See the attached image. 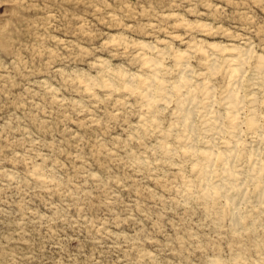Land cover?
<instances>
[{
	"label": "rangeland",
	"instance_id": "1",
	"mask_svg": "<svg viewBox=\"0 0 264 264\" xmlns=\"http://www.w3.org/2000/svg\"><path fill=\"white\" fill-rule=\"evenodd\" d=\"M256 158L264 0H0V264H264Z\"/></svg>",
	"mask_w": 264,
	"mask_h": 264
},
{
	"label": "bare ground",
	"instance_id": "2",
	"mask_svg": "<svg viewBox=\"0 0 264 264\" xmlns=\"http://www.w3.org/2000/svg\"><path fill=\"white\" fill-rule=\"evenodd\" d=\"M233 56V55H231ZM228 57V59L226 60L228 62V65L231 72L233 73V76L235 77L236 79V83H238V75H240V72L242 71V68H243V63H244V58L241 57ZM181 63V62H180ZM157 64V63H156ZM153 65V64H152ZM157 66H159L158 64L157 65H153L152 68V71H154L153 73L156 74L158 73L156 70H157ZM185 73H184V76L181 78V82H180V86L178 85V87H176L177 89V92L182 95V96H185L184 99H185V102L187 101H191L193 100L192 99V94L191 93V87H193L191 84H190V77L188 78L187 74H188V70L187 68L185 69ZM229 70V71H230ZM227 71V70H226ZM158 75V74H157ZM157 75H155L153 78L155 81H158V78H157ZM153 80V79H152ZM153 80V81H154ZM163 85H164V82H162ZM197 85V84H196ZM165 86V85H164ZM163 86V90L162 91H165V92H161V93H164L165 95H167V89L166 87ZM162 87V86H161ZM236 87V86H235ZM236 89V88H235ZM171 91V90H170ZM193 91V89H192ZM208 91V90H207ZM194 93V92H193ZM207 95H206V98H208L209 96V91L206 92ZM238 93V92H237ZM237 93L235 91H233L230 96H228L225 100V110H226V114L228 115L230 121L232 122L231 124L233 125L232 127V136L235 135L236 131H238V127L240 126V122H239V116L241 114V111H242V102L240 101V98H239V95H237ZM163 95V94H162ZM253 97V96H252ZM183 98V97H182ZM181 98V99H182ZM210 98V97H209ZM166 98H164L165 100ZM195 100V99H194ZM212 100V99H210ZM181 101V100H180ZM196 101V100H195ZM208 101V100H206ZM204 101V102H206ZM179 102V101H178ZM182 102V101H181ZM184 102V101H183ZM182 102V103H183ZM184 102V103H185ZM203 102V103H204ZM183 103V104H184ZM191 103V102H190ZM187 106V105H186ZM198 106V104H197ZM206 106V104H205ZM190 108V107H189ZM192 110V109H191ZM206 110V109H205ZM189 111V110H188ZM194 111V110H193ZM212 111V110H211ZM205 112V111H204ZM214 112V111H213ZM254 112V111H253ZM208 113V112H207ZM209 113H210V110H209ZM193 113H190V112H187L185 115H184V122L188 125L189 123V120L191 118L190 115H192ZM206 114V113H205ZM211 114V113H210ZM216 114V113H215ZM207 115V114H206ZM219 116V115H218ZM209 117V116H208ZM206 116V118H208ZM211 119L210 120H217L218 117H216L214 114L210 116ZM192 120V119H191ZM208 120V119H207ZM255 121V120H254ZM253 121V122H254ZM205 122V121H204ZM210 122V121H208ZM212 122V121H211ZM216 122V121H215ZM217 123V122H216ZM206 124H208L206 122ZM212 124H215V123H212ZM253 124V123H252ZM216 126V125H215ZM221 126V125H220ZM256 126V125H255ZM219 127V126H218ZM191 128V127H190ZM211 128V126H210ZM214 128V127H213ZM216 128V127H215ZM209 128H207L208 130ZM240 129V128H239ZM253 129H255V127H253ZM211 130V129H209ZM218 132V131H217ZM257 133V132H256ZM217 136H218V133H217ZM238 138V137H237ZM236 139V138H235ZM225 151L220 153L218 155V157L220 158L221 162L224 164L225 166V169L223 171V173L225 172L226 174V179L223 180V181H220L219 182L217 181L216 183L214 184H209L207 186V191H208V194H206V196H210L212 194H215V197H217L216 195L218 196H222L224 197L228 202L230 203H234L235 205L237 204V202H235L236 200L230 196L227 195V191H236V189H238L237 193L238 192H241L243 191V186H241L240 184H238V182H233L232 179L234 177H241L242 175H240V172H238V170L236 171L235 169L232 168V166L230 165V161L234 155V150L236 148V145H237V141H232V142H225ZM214 144V143H213ZM190 152V151H189ZM204 153V157H205V162H206V165L202 166L203 167V170H204V173L206 175V173L208 172V168L210 166V163L212 162V159L214 155L211 151H206V152H203ZM215 153V152H214ZM255 154V153H254ZM258 156V155H257ZM217 157V158H218ZM215 158V157H214ZM252 160V159H251ZM253 165L251 167H253V170H252V177L251 175H249V177H251L250 179L252 180V178L254 179V181H259L260 184H259V187L261 188V192L262 193V197H264V160H260L258 158L256 159H253ZM201 167V168H202ZM211 168V167H210ZM251 169V168H250ZM202 170V169H201ZM243 171V170H242ZM251 172V171H250ZM208 174V173H207ZM243 174V173H242ZM221 178V177H220ZM236 179V178H235ZM256 179V180H255ZM239 180V179H237ZM241 182V181H240ZM253 182V181H252ZM241 190V191H240ZM238 196V195H237ZM211 197V196H210ZM241 199V198H240ZM239 199V200H240ZM243 199V198H242ZM244 203V202H242ZM231 206V204H230ZM234 222H237L239 220V217L238 215H235L234 217Z\"/></svg>",
	"mask_w": 264,
	"mask_h": 264
}]
</instances>
